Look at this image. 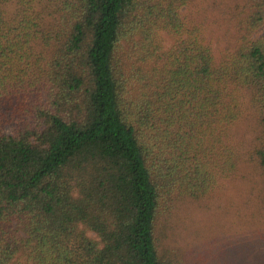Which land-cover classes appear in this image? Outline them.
<instances>
[{"label":"trees","instance_id":"16d2710c","mask_svg":"<svg viewBox=\"0 0 264 264\" xmlns=\"http://www.w3.org/2000/svg\"><path fill=\"white\" fill-rule=\"evenodd\" d=\"M263 24L264 0H0V264L264 239Z\"/></svg>","mask_w":264,"mask_h":264},{"label":"rangeland","instance_id":"374dc122","mask_svg":"<svg viewBox=\"0 0 264 264\" xmlns=\"http://www.w3.org/2000/svg\"><path fill=\"white\" fill-rule=\"evenodd\" d=\"M264 33V24L262 25L260 32ZM228 188V187H227ZM228 193H231V185H229ZM205 235H208L205 233ZM203 237V235H202ZM204 238L209 237H203L202 241H204ZM200 242V241H199ZM253 247V249H245L247 246H243V237L239 240H235L234 242L231 241V234L228 235H219V238L214 240L211 244H209V252L208 256L205 257L202 261L205 262V264H225V262H231V253H236L239 250H243L241 252L243 255H247L250 257L251 264H264V239L258 238L253 245H250ZM205 246L199 248V252H204L206 249H204ZM201 256H199L200 258Z\"/></svg>","mask_w":264,"mask_h":264}]
</instances>
